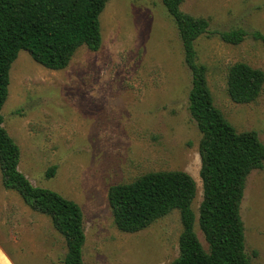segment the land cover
I'll use <instances>...</instances> for the list:
<instances>
[{
    "label": "rangeland",
    "instance_id": "rangeland-1",
    "mask_svg": "<svg viewBox=\"0 0 264 264\" xmlns=\"http://www.w3.org/2000/svg\"><path fill=\"white\" fill-rule=\"evenodd\" d=\"M181 9L210 21L195 47L215 106L238 131L255 130L264 143V85L248 103L233 101L227 89L236 62L264 71V43L251 34H264V0H185ZM100 25L101 47L80 46L63 69L46 68L20 50L3 125L21 148L19 169L30 181L80 205L85 264H170L179 255V210L125 232L114 222L108 190L149 171L184 170L197 183L192 208L198 216L201 132L189 112L192 72L162 0H108ZM236 28L248 32L238 44L219 35ZM52 165L57 169L48 177ZM240 214L250 262L264 264V167L248 175ZM195 229L208 249L198 219ZM0 250L13 264H64L67 252L51 218L4 187L1 169ZM0 261L11 264L2 253Z\"/></svg>",
    "mask_w": 264,
    "mask_h": 264
},
{
    "label": "trees",
    "instance_id": "trees-1",
    "mask_svg": "<svg viewBox=\"0 0 264 264\" xmlns=\"http://www.w3.org/2000/svg\"><path fill=\"white\" fill-rule=\"evenodd\" d=\"M108 0H0V169L5 188L15 190L33 210L48 215L64 236V264H85L86 240L80 205L59 192L34 185L19 169L21 148L3 125L2 107L8 97L10 70L20 50L49 69L67 67L82 45L98 50L102 45L100 14ZM185 0H162L173 17L182 41L185 62L192 72L189 112L201 139L200 175L203 199L199 214L192 208L197 183L184 170L149 171L128 183L109 187L108 201L116 226L137 232L174 209L180 212L183 230L179 255L170 264H252L245 251L240 206L247 177L264 167V143L255 130L238 131L215 106L207 82V67L197 62L195 42L209 33L210 21L185 13ZM264 43V34L251 33ZM233 44L248 35L243 28L219 32ZM264 85V71L236 62L228 73L230 98L238 103L256 100ZM56 165L46 171L55 174ZM208 243L196 232V220Z\"/></svg>",
    "mask_w": 264,
    "mask_h": 264
},
{
    "label": "crops",
    "instance_id": "crops-1",
    "mask_svg": "<svg viewBox=\"0 0 264 264\" xmlns=\"http://www.w3.org/2000/svg\"><path fill=\"white\" fill-rule=\"evenodd\" d=\"M0 253H2L10 261L11 264H13V262L6 256V254H4V252L2 250H0ZM0 263L2 264L1 261H0ZM14 264H16V263L14 262Z\"/></svg>",
    "mask_w": 264,
    "mask_h": 264
}]
</instances>
